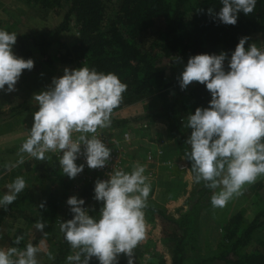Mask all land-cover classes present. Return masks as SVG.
Returning a JSON list of instances; mask_svg holds the SVG:
<instances>
[{"label":"clouds","instance_id":"obj_1","mask_svg":"<svg viewBox=\"0 0 264 264\" xmlns=\"http://www.w3.org/2000/svg\"><path fill=\"white\" fill-rule=\"evenodd\" d=\"M219 3V11L209 8L208 14L222 24L235 25L238 14H251L257 0ZM16 39L17 33L0 29V91L8 93L15 91L22 71L34 66L31 58L13 53ZM247 40V36L241 37L230 57L223 51L190 56L178 81L181 90L198 82L211 95L207 107H197L183 122L191 129L183 158L191 164L193 182L212 190L213 208H223L242 194L245 185L264 177V49L254 43L245 48ZM126 89V83L112 72L83 65L65 68L49 88L33 95L38 110L33 113L28 137L13 167L24 163L23 154L43 161L46 153H58L62 174L69 179L83 171L85 165L76 163L80 155L87 167L103 168L111 149L98 137L97 130L111 126L113 111ZM145 171L139 163L131 171L113 167L108 179H98L94 199L102 206L96 216L83 207L82 198L67 199L72 218L60 221L59 231L74 251L67 255L66 264H90L92 258L98 264H118L120 254L128 257L127 264H134L133 250L146 236L143 210L151 184ZM25 187L22 176L6 184L7 191L0 194V209L7 211ZM39 207L44 208V203ZM46 226L41 220L34 223V229L42 234ZM22 240L18 235L13 244L19 245ZM40 251L32 243L22 250L16 246L0 248V264H38Z\"/></svg>","mask_w":264,"mask_h":264},{"label":"trees","instance_id":"obj_2","mask_svg":"<svg viewBox=\"0 0 264 264\" xmlns=\"http://www.w3.org/2000/svg\"><path fill=\"white\" fill-rule=\"evenodd\" d=\"M26 1L40 9L61 14V19L52 29L29 27L27 33L17 34L13 53L28 59L32 57L33 51H37L45 63L52 62L50 48L61 43V34L66 32L72 23L76 27L78 41L63 47V52L58 54L59 62L69 64L77 61L78 67L83 65L100 72H112L121 82L126 83L127 89L122 94L121 103L113 113L137 97L148 98L154 94L159 110L147 116L165 125L170 139L175 142L182 157L188 148L185 143L187 128L183 122H186V117L194 113L197 107H207L211 95L206 87L198 82H192L186 89L181 90L179 76H169L162 62L179 58L187 62L192 55L219 54L221 51L230 57L239 39L244 36L249 39L257 35L261 49H264V0H257L251 14L239 13L235 25L222 24L208 14L209 8L214 12L219 11V0ZM107 5H111L115 10L109 18L106 17ZM157 22H160L157 36L149 42V38L145 39L146 34L153 30ZM23 110L28 111V107L18 105L10 110V115L19 114ZM115 122L117 126L123 127L128 121ZM11 151L14 149L9 152ZM45 156V170L62 174L58 159L49 154ZM185 161L190 170V162L187 159ZM34 162L36 163V159ZM28 165L26 163V166ZM94 185V181L85 182L75 191L74 196L85 201V208L94 194ZM260 188V182L249 186V189L254 191ZM211 191L201 183L192 194L195 198L190 204V210L178 219L167 218L163 209L157 207L147 206L144 209L162 216L163 221L169 222L168 226H162L160 236V241L170 246L169 255L160 256L159 264H202V260L189 258L188 251H194L199 243L192 224L195 222L196 213L207 203L206 196H209ZM28 200L29 190L25 187L8 206L7 211L0 209V227L9 214H21ZM41 202L44 203V208L39 207ZM262 204L260 210L251 217H248L247 211L237 210L220 225L214 254L208 260L223 264H264V240L258 242L251 250H246L252 234L263 222L264 199ZM97 205L99 204H95ZM35 213L36 218L31 220L32 223L37 220L45 222L46 233L52 229L57 219L66 221L72 218L70 206H62L56 191L44 192ZM20 232L19 229L15 237ZM70 250L69 244L62 237L52 264H64ZM127 260L128 258L118 259V264H127Z\"/></svg>","mask_w":264,"mask_h":264},{"label":"rangeland","instance_id":"obj_3","mask_svg":"<svg viewBox=\"0 0 264 264\" xmlns=\"http://www.w3.org/2000/svg\"><path fill=\"white\" fill-rule=\"evenodd\" d=\"M114 8L111 5H107L106 17H112ZM61 19V14H58L52 10L40 9L37 6L30 5L26 0H0V29H4L8 32H15L17 34L27 33L29 27L38 28L41 30H49L56 26ZM160 27V22L155 24L153 30L146 34L145 39L149 38V42L157 36V30ZM76 27L71 23L69 29L63 32L60 36L59 44H55L49 50L51 57L58 59V54L63 52V47L73 45L77 40ZM146 42H148L146 40ZM254 43L258 48H261L260 39L257 35H253L247 41L246 48L249 44ZM33 58L34 66L31 71L38 70L39 66L45 62L41 56L36 53ZM40 61V62H39ZM186 60L179 58L176 60H164L163 66L166 68L169 76H179L183 71ZM28 71V72H29ZM53 75V73H52ZM27 76V75H26ZM48 73L42 75L46 78ZM37 91H43L49 88L51 85H44L42 81H37ZM41 87V88H40ZM154 94L148 98H135L131 103L127 104L125 108L128 109L133 116L134 122L124 130L130 131V140L128 144H124V171H131L129 161L132 160L133 154V142H139V145L146 147V153L140 156L138 162H133L134 165L139 163L145 166V175L150 180L151 191L149 198L156 197V201H150L147 206H159L165 212L167 218L178 219L182 214L190 210V204L194 200L193 193L200 184H196L192 180V173L185 175L183 172L175 171L178 169H186L187 164L185 159L179 155L177 146L173 140L170 139L167 130L163 129L161 122L153 121L147 116L151 112L159 110L158 101L154 98ZM30 103V104H29ZM23 104L25 107H30L34 113L38 110V105ZM12 109V108H11ZM32 120V119H29ZM33 121V120H32ZM138 121V122H137ZM152 121L155 122L156 133H152ZM137 122V123H136ZM15 120H10V124H15ZM165 126V125H164ZM187 138L191 133V129L187 128ZM134 139V140H133ZM122 144V143H121ZM138 145V146H139ZM140 147V148H142ZM18 148H14L15 151L3 154V160L5 164L9 165V169H4L0 166L1 177L8 178V180H0V194L3 191H7L5 185L10 183L15 177L22 176L26 182V187L29 190V200L23 206L21 214L11 213L2 223V231L0 233V248H7L10 246H16L19 249H23L27 243H32L37 246L41 251L37 254L38 264H52L55 257L58 244L62 241V233L59 231L60 219H57L52 225V229L45 234L34 229V223L32 219L36 218L35 210L38 206L40 199L44 192L56 191L62 201L64 207L67 203V199L70 196H74L76 189L79 188L80 183L77 180L69 179L60 172H53V170H45L43 167L45 161L36 160L24 155V163L19 166L13 167L18 159ZM18 149V150H17ZM157 157V164L151 158L154 150ZM17 150V151H16ZM140 152V150H138ZM162 153H165L166 159L160 160ZM144 159V161H143ZM151 159V160H150ZM181 159L183 161H181ZM143 161V162H142ZM26 163L29 165L26 166ZM4 164V165H5ZM182 164V165H180ZM163 165L167 170L161 167ZM188 169V168H187ZM261 183V188L257 191L250 190L249 186L245 185L242 189V194L234 196L223 208H213L210 204V196H206L208 200L200 211L195 215V222L192 224L194 227V233L198 238V245L194 251H188V257L193 260H202V264H223L215 261L208 260L215 251V244L220 234V225L225 222L231 214L237 210L247 211L248 217H251L255 212L262 207V200L264 199V177L257 179L255 183ZM254 184V183H253ZM155 191V192H154ZM177 198H179L177 200ZM95 204H99L95 206ZM89 214L96 216L99 213V209L102 206V202H97L94 199V194L91 201L87 205ZM163 206V207H162ZM165 206V207H164ZM144 211V220L146 228L145 239L138 244L133 250L134 264H159L160 256H168L170 246L160 241L162 226H168L169 222L163 221L162 216L156 213H151L147 210ZM263 222L254 233L252 234L250 243L246 250H251L258 242L264 240V216ZM21 230L20 236H23V240L19 245H14L15 233ZM74 250H70L69 254H72ZM51 256V259L49 258ZM128 257L124 254H120L119 260H125ZM64 264H66V259ZM90 264H98L96 258L91 259Z\"/></svg>","mask_w":264,"mask_h":264},{"label":"crops","instance_id":"obj_4","mask_svg":"<svg viewBox=\"0 0 264 264\" xmlns=\"http://www.w3.org/2000/svg\"><path fill=\"white\" fill-rule=\"evenodd\" d=\"M76 35H77V32H76ZM76 40L78 41V35H77ZM36 53H38V52L33 51L32 57H31L32 60H33V58L35 59L34 56L36 55ZM65 68H68L69 70L74 69V68H78V62L75 61V62H72L69 64H67V63L64 64V63L59 62L58 59L52 57V62L44 63V64L41 63V65L39 66L40 71L34 70V71L30 72L29 70H23L20 78L18 79V81L15 85V91L10 92V93L0 91V166H2V168L5 164L3 161V160H5V159H3V154H7L11 149L18 148L22 145V143L28 137L29 130H30L32 123H33V121H32L33 120V114L30 113V112H32L33 109L28 107V111L23 110L19 114L10 115L11 108L16 107L18 105H23L25 103L28 104L29 102H33L31 104H35L36 102L34 99H32V97L35 93H38V91L36 90L38 87V85H36L37 81H42L44 85H51L52 79L54 77L62 76ZM45 73H48V76L46 78L42 77V75H44ZM52 73H53V75H52ZM129 113L130 112L125 107H123L119 111L114 112L112 115L111 126L106 128V129H98L97 131L105 132L107 134H113L115 137L121 135V133L126 131L124 129H126L130 123L134 122L133 119H135V118H133V116H131V114H129ZM29 119H32V120H29ZM10 120H12V121L15 120L16 123L13 125L10 124ZM117 120H125L128 122L125 126L119 127V126H117V124H114V123H116L115 121H117ZM161 124H162V122H161ZM162 126H163V129H166L164 124H162ZM151 127L153 130L152 133H156L155 122L152 121ZM138 145H139V142H137V143H135V141L133 142L134 150H133V154H132V160L129 161L130 169H132V167L134 166L133 162L136 163V162L140 161L139 160L140 156L142 154L144 155L147 151L146 147H142L144 145H142V146L141 145L138 146ZM140 147H142V148H140ZM138 150H140V152ZM14 151H15V149H14ZM155 151H157V150L156 149L154 150V153H153L151 158L153 159V162L155 161L157 164V157H156ZM165 156H166L165 153H162V155H161L162 158L160 160H165L167 157V156L166 157ZM143 161H144V159H143ZM181 161H183V160L181 159ZM5 165H8V164H5ZM180 165H182V164H180ZM161 167L163 169L167 170L166 167H164L163 165H161ZM187 168L186 169L176 168L175 171L180 170L179 172H183L185 175H187V173H191L190 170ZM8 169H9V167H8ZM1 174L2 173H0V180H8V178H5L4 176L1 177L3 175V174L2 175ZM148 181L150 182V180H148ZM150 184L153 185V182ZM155 198L156 197L151 196V198H149L147 200V203H150L149 200H151L153 202L156 201ZM178 199L179 198H177V200ZM152 205H153V207H157V208L161 209L159 206H155L154 203ZM1 231H2V225L0 227V233H1Z\"/></svg>","mask_w":264,"mask_h":264},{"label":"built area","instance_id":"obj_5","mask_svg":"<svg viewBox=\"0 0 264 264\" xmlns=\"http://www.w3.org/2000/svg\"><path fill=\"white\" fill-rule=\"evenodd\" d=\"M181 89V88H180ZM97 135L105 143L107 147L111 149L110 159L108 163L103 168L91 169L87 167L85 158L83 155H80L76 161L77 164H84L83 171L73 180H77L80 184L85 182L94 181V183L100 180L108 179V173L113 170V167L124 170V144H128L130 140V131L126 130L121 135L115 137L113 134H107L105 132L97 131ZM122 143V144H121ZM83 147V146H82ZM49 155L55 156L57 159L59 157L58 153H46ZM65 175V174H64ZM67 177V175H65ZM68 178V177H67Z\"/></svg>","mask_w":264,"mask_h":264}]
</instances>
